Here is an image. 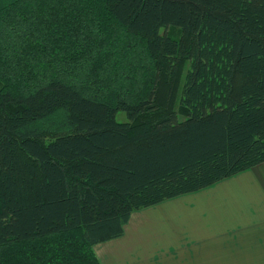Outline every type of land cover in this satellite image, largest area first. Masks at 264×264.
Returning a JSON list of instances; mask_svg holds the SVG:
<instances>
[{
    "label": "trees",
    "instance_id": "obj_1",
    "mask_svg": "<svg viewBox=\"0 0 264 264\" xmlns=\"http://www.w3.org/2000/svg\"><path fill=\"white\" fill-rule=\"evenodd\" d=\"M263 160L264 0H0V264Z\"/></svg>",
    "mask_w": 264,
    "mask_h": 264
},
{
    "label": "crops",
    "instance_id": "obj_2",
    "mask_svg": "<svg viewBox=\"0 0 264 264\" xmlns=\"http://www.w3.org/2000/svg\"><path fill=\"white\" fill-rule=\"evenodd\" d=\"M93 248L102 264H264V160L133 210Z\"/></svg>",
    "mask_w": 264,
    "mask_h": 264
},
{
    "label": "rangeland",
    "instance_id": "obj_3",
    "mask_svg": "<svg viewBox=\"0 0 264 264\" xmlns=\"http://www.w3.org/2000/svg\"><path fill=\"white\" fill-rule=\"evenodd\" d=\"M168 29V28H167ZM169 30V29H168ZM174 33H176V31L174 32ZM117 118L118 119H121V120H124L125 118H124V114H123V112L122 111H119L118 113H117ZM142 225V224H141ZM145 232H150L151 230H152V227L150 226V224H149V222L147 221V224L145 225Z\"/></svg>",
    "mask_w": 264,
    "mask_h": 264
}]
</instances>
